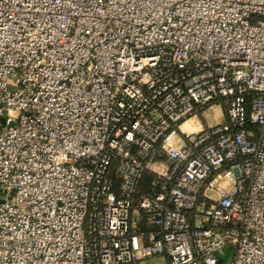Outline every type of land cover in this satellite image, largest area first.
<instances>
[{
	"label": "built area",
	"instance_id": "built-area-1",
	"mask_svg": "<svg viewBox=\"0 0 264 264\" xmlns=\"http://www.w3.org/2000/svg\"><path fill=\"white\" fill-rule=\"evenodd\" d=\"M1 115L0 264H264V0H0Z\"/></svg>",
	"mask_w": 264,
	"mask_h": 264
},
{
	"label": "rangeland",
	"instance_id": "rangeland-1",
	"mask_svg": "<svg viewBox=\"0 0 264 264\" xmlns=\"http://www.w3.org/2000/svg\"><path fill=\"white\" fill-rule=\"evenodd\" d=\"M220 105H214L206 111L204 116H200L201 122L202 123H212L219 119H224L225 118V107L222 105V111L220 110ZM0 123L5 124V116L1 115L0 116ZM222 251V258L224 262H227L232 253H233V247L231 245H225L221 248ZM143 264H168L167 258L164 256H154V257H148L143 261Z\"/></svg>",
	"mask_w": 264,
	"mask_h": 264
},
{
	"label": "bare ground",
	"instance_id": "bare-ground-1",
	"mask_svg": "<svg viewBox=\"0 0 264 264\" xmlns=\"http://www.w3.org/2000/svg\"><path fill=\"white\" fill-rule=\"evenodd\" d=\"M197 125L195 123V118L191 117L187 119L183 124L182 128L189 129V128H195Z\"/></svg>",
	"mask_w": 264,
	"mask_h": 264
},
{
	"label": "crops",
	"instance_id": "crops-1",
	"mask_svg": "<svg viewBox=\"0 0 264 264\" xmlns=\"http://www.w3.org/2000/svg\"><path fill=\"white\" fill-rule=\"evenodd\" d=\"M143 261H144V260H143ZM141 264H143V262H142Z\"/></svg>",
	"mask_w": 264,
	"mask_h": 264
}]
</instances>
